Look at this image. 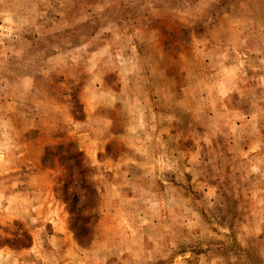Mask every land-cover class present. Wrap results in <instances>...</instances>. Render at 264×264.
Instances as JSON below:
<instances>
[{"label":"rangeland","instance_id":"rangeland-1","mask_svg":"<svg viewBox=\"0 0 264 264\" xmlns=\"http://www.w3.org/2000/svg\"><path fill=\"white\" fill-rule=\"evenodd\" d=\"M0 264H264V0H0Z\"/></svg>","mask_w":264,"mask_h":264},{"label":"crops","instance_id":"crops-1","mask_svg":"<svg viewBox=\"0 0 264 264\" xmlns=\"http://www.w3.org/2000/svg\"><path fill=\"white\" fill-rule=\"evenodd\" d=\"M154 117H155L156 120L161 121L163 123V125H166V127H168V128H169V124L172 125L171 123H172L173 120H171V117H164V113H162V112H157L156 114H154ZM174 118H175V116L173 117V119ZM165 120H168V121L165 122ZM117 134H119V133H117ZM164 137L165 136H164V133H163L162 138H164ZM174 137H176V135ZM106 138H107L106 136L98 138L101 141V148L102 149L104 148L103 146H105V144L107 142ZM10 194H11V196L14 195V197H15L14 191L13 192L11 191Z\"/></svg>","mask_w":264,"mask_h":264},{"label":"trees","instance_id":"trees-1","mask_svg":"<svg viewBox=\"0 0 264 264\" xmlns=\"http://www.w3.org/2000/svg\"><path fill=\"white\" fill-rule=\"evenodd\" d=\"M50 151L51 150H47V152H45V155H44V157H47L49 154H50ZM72 154H70V156H71ZM69 156V157H70ZM75 156H76V158L77 159H75V160H77V162H76V165L77 166H80V162H81V160H80V153H76V155H73V157L75 158ZM44 157H43V159H44ZM60 159L62 160V157H60ZM81 168V167H80ZM81 172H84V170H80Z\"/></svg>","mask_w":264,"mask_h":264}]
</instances>
